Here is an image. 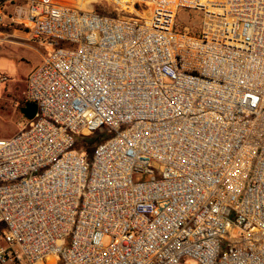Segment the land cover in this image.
<instances>
[{"label":"built area","instance_id":"2783aa9c","mask_svg":"<svg viewBox=\"0 0 264 264\" xmlns=\"http://www.w3.org/2000/svg\"><path fill=\"white\" fill-rule=\"evenodd\" d=\"M7 27L49 50L0 139V264H264V0H0Z\"/></svg>","mask_w":264,"mask_h":264},{"label":"rangeland","instance_id":"374dc122","mask_svg":"<svg viewBox=\"0 0 264 264\" xmlns=\"http://www.w3.org/2000/svg\"><path fill=\"white\" fill-rule=\"evenodd\" d=\"M93 8L107 15H114L113 7L106 3L95 5ZM176 23L185 25L191 30H196L200 23V14L194 11H181L178 14ZM33 46L44 54L49 50L48 47H41L37 44ZM32 56L36 59L35 54H32L26 48L18 46L0 48V72L7 76V80L0 86V139L13 137L24 126L25 119L19 113L18 106H20L21 100L25 98L27 79L31 72L29 69L31 65L29 58ZM108 138L107 133L97 132L89 137L78 138L77 141L87 147L85 150L87 159L91 161L95 146ZM69 242L70 240L67 238L66 245H69ZM57 264H60V261Z\"/></svg>","mask_w":264,"mask_h":264},{"label":"crops","instance_id":"0c3cea01","mask_svg":"<svg viewBox=\"0 0 264 264\" xmlns=\"http://www.w3.org/2000/svg\"><path fill=\"white\" fill-rule=\"evenodd\" d=\"M1 30L4 33L6 40L4 44L0 45V48H4L6 46H18L26 48L32 54H35L36 59L34 58V56L29 58V60L31 61V65L29 67L30 71L35 69L41 63L42 57L45 54L34 48L35 46H33L34 44L31 42V36L27 31L22 29H14L11 27L1 28Z\"/></svg>","mask_w":264,"mask_h":264},{"label":"water","instance_id":"95a60500","mask_svg":"<svg viewBox=\"0 0 264 264\" xmlns=\"http://www.w3.org/2000/svg\"><path fill=\"white\" fill-rule=\"evenodd\" d=\"M18 111L26 120H32L36 113V105L25 102L18 106Z\"/></svg>","mask_w":264,"mask_h":264},{"label":"trees","instance_id":"16d2710c","mask_svg":"<svg viewBox=\"0 0 264 264\" xmlns=\"http://www.w3.org/2000/svg\"><path fill=\"white\" fill-rule=\"evenodd\" d=\"M26 102V100H25V98L23 99V100H21V104H23V103H25ZM20 104V105H21ZM78 147H81V148H83L84 150H86L87 149V147L86 146H83L81 143H80V141L79 142H77V144H76Z\"/></svg>","mask_w":264,"mask_h":264}]
</instances>
